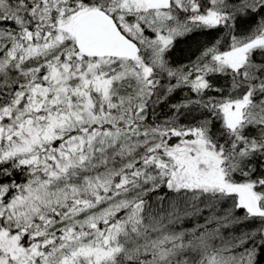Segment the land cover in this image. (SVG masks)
<instances>
[{
    "label": "rangeland",
    "instance_id": "1",
    "mask_svg": "<svg viewBox=\"0 0 264 264\" xmlns=\"http://www.w3.org/2000/svg\"><path fill=\"white\" fill-rule=\"evenodd\" d=\"M64 1L0 0V21L20 25L11 31L0 24V76L10 79L9 89L15 80L18 85L10 92L18 106L15 114L0 108V164H28L29 171L12 195L2 192L0 264H116L121 259L124 264H181L173 240L192 237L193 230L174 234L176 219L160 227L144 223L145 205L136 196L165 182L187 189L195 201L206 197L231 204L221 199L229 194L231 202L238 199L233 209L243 205L248 210L239 190L248 191L261 207L264 190L254 181L229 177L225 158L203 129L163 126L146 109L173 73L197 89L205 86L207 69L226 70L246 87L239 98L221 105L226 127L242 139L264 93L255 74L264 63V25L249 35L225 32L212 54L205 50L201 65L176 73L166 57L173 38L199 25L232 28L237 10L231 13L225 0H172L164 10L144 0H101L140 44L133 58L79 51L76 18L101 8L77 1L66 7ZM27 2L35 5L25 7ZM23 7L30 20L14 12ZM241 245H226V253L209 247L210 264H256L254 251L242 246L237 255ZM147 251L153 253L150 258L142 256Z\"/></svg>",
    "mask_w": 264,
    "mask_h": 264
},
{
    "label": "trees",
    "instance_id": "2",
    "mask_svg": "<svg viewBox=\"0 0 264 264\" xmlns=\"http://www.w3.org/2000/svg\"><path fill=\"white\" fill-rule=\"evenodd\" d=\"M76 1L84 2L83 5L95 3L96 6L115 18V15L109 12V7L101 3V0H65L64 2L66 7H69L73 2L74 6ZM225 3L231 13L237 10L234 14L232 28L225 29L226 26H223L222 29L221 26L199 25L191 28L187 33L176 35L173 38L166 57L172 68L177 67L176 73L185 67L201 65L205 50L212 54L211 50L219 46V40L225 37V32L247 34L249 31L253 32L258 26L260 27V24L264 25L262 24L264 2L262 3L260 0H225ZM34 5L35 2L33 4L25 3V7ZM25 7L21 10L15 8L14 12L22 14L26 20H30V17L25 14ZM9 14L12 15V8ZM11 15L10 17H12ZM0 24L11 31L20 27L14 20L11 21L10 19H1ZM121 29L125 32L122 27ZM256 64L259 67L262 62L258 61ZM262 67L260 73L255 72V74L264 85V63ZM177 77L178 75L173 73L168 87L162 88L157 98L148 105L146 109L148 116L162 123L163 126L178 130L203 129L206 138L212 142L215 150L220 151L225 158L229 177L238 182L254 181L257 189L264 190V93L257 99L252 110V115L255 112L256 115L242 132V139H238V135L233 136L231 130L226 127L221 109L223 103L237 99L246 92V87L236 80L233 73L213 67L207 69L204 73L205 86L197 89L192 88L191 85H187ZM6 82H10V79H7L6 76H0V108H10L12 114H15L13 109L16 110L18 106L15 105V93L12 95L10 92L11 89L12 92L16 91L17 80L12 83L11 89L5 85ZM3 136L4 133L2 132ZM118 164L117 159L115 165ZM113 166L110 165L108 168H113ZM27 167L28 164L26 166L17 165L13 164L12 161L0 164V201L2 200V192L6 190V195L9 197L17 185L27 180L29 176ZM131 186L129 184V190H127L129 193L132 191ZM147 191L136 196L145 205L142 212L144 223L149 222L153 226L160 227L163 224L166 225L168 219H176L177 227L171 230V232L174 231V234L193 230L192 237L183 235L173 240L172 248H175L176 244L177 248L179 247L178 259H180L181 264H210L208 257L213 253L208 251L209 247L215 245L226 253L225 246L232 245L237 240L242 241L237 255L241 253L243 246V249L254 251L256 264H264V233L262 230L264 215L248 216L247 212H243L241 209H233V203L227 202L221 205L219 201V203L210 202L206 197L203 198L202 202L198 199L195 201L187 193V189L176 190L167 186L165 182L154 188L148 187ZM221 199L227 200L229 197L221 196ZM262 206L264 208V202H262ZM221 234L222 236L219 237ZM197 239L200 240L195 243ZM216 239L218 240L215 241ZM187 242L192 244L187 246ZM188 247L192 249L187 251ZM151 255L153 253L150 251L142 254L144 258H150ZM126 260L129 261L127 257ZM116 264H124L123 259Z\"/></svg>",
    "mask_w": 264,
    "mask_h": 264
},
{
    "label": "water",
    "instance_id": "3",
    "mask_svg": "<svg viewBox=\"0 0 264 264\" xmlns=\"http://www.w3.org/2000/svg\"><path fill=\"white\" fill-rule=\"evenodd\" d=\"M146 2L153 8L165 9L171 5L172 0H146ZM75 36L77 48L87 56L133 58L139 52V44L120 29L112 16L98 8L78 15L75 20ZM1 140L0 130V143ZM240 192L246 207L251 212L264 214V209L259 208L253 195L242 189Z\"/></svg>",
    "mask_w": 264,
    "mask_h": 264
},
{
    "label": "flooded vegetation",
    "instance_id": "4",
    "mask_svg": "<svg viewBox=\"0 0 264 264\" xmlns=\"http://www.w3.org/2000/svg\"><path fill=\"white\" fill-rule=\"evenodd\" d=\"M240 194H241V192H240ZM223 196H227V197H229V199H227V201H230V203H235V204H237V202H238V199H235L233 202H231V195H227V194H225V195H223ZM236 196V195H235ZM237 200V201H236ZM260 206V205H259ZM236 209H241V210H246V211H248L243 205H236ZM249 212V211H248ZM251 215H254V214H250V216ZM1 240L3 241V242H6L7 241V238L5 237V236H2L1 237ZM8 248H9V245L6 243L5 245H3V252H6V251H8ZM15 249H16V245H13V249H12V252L13 251H15ZM11 252V253H12ZM1 258H2V255H1Z\"/></svg>",
    "mask_w": 264,
    "mask_h": 264
},
{
    "label": "bare ground",
    "instance_id": "5",
    "mask_svg": "<svg viewBox=\"0 0 264 264\" xmlns=\"http://www.w3.org/2000/svg\"><path fill=\"white\" fill-rule=\"evenodd\" d=\"M182 29V28H181ZM179 30H180V28H179ZM185 30V29H184ZM181 31V30H180ZM178 34V33H177ZM175 35V34H174ZM180 35V34H179ZM177 38V37H176ZM143 44V43H142ZM145 44V43H144ZM157 47V46H156ZM147 49V48H146ZM202 50V49H201ZM155 52V51H154ZM203 53V52H202ZM149 55V54H148ZM150 55H151V53H150ZM201 55V54H200ZM155 56V55H154ZM158 56V55H157ZM206 59V58H205ZM155 61V60H154ZM153 61V62H154ZM165 65H167V64H165ZM158 68V67H157ZM159 69H160V67H159ZM241 69V68H240ZM189 70V69H188ZM192 70V69H191ZM135 76V75H134ZM134 78V77H133ZM134 81V80H133ZM136 82V81H135ZM241 82V81H240ZM239 82V83H240ZM233 83V82H232ZM180 84V83H179ZM241 84V83H240ZM260 96H261V94H260ZM253 118V117H252ZM215 127V126H214ZM190 200V199H189ZM237 201V200H236ZM192 202V201H191ZM171 223V222H170ZM170 227V226H169ZM150 228V227H149ZM157 228V227H156ZM161 229V228H160ZM145 230V229H144ZM156 230V229H155ZM164 230H166V229H164ZM173 230V229H172ZM167 231V230H166ZM169 232V231H168ZM174 232V231H173ZM177 233V232H176ZM148 235V234H147ZM156 235V234H155ZM161 236V235H160ZM164 238V237H163ZM212 238V237H211ZM146 240V239H145ZM150 240V239H149ZM221 240V239H220ZM245 240V239H244ZM134 241V240H133ZM216 241V240H215ZM238 241V240H237ZM132 242V241H131ZM163 242V241H162ZM219 243V242H218ZM134 244V243H133ZM148 244V243H147ZM198 244V243H197ZM215 244H217V243H215ZM234 244V243H233ZM136 245V244H135ZM195 245V244H194ZM207 245V244H206ZM218 245V244H217ZM193 246V245H192ZM211 246V245H210ZM215 246V245H214ZM217 247V246H216ZM191 248V247H190ZM201 249V248H200ZM255 249V248H254ZM210 250H211V248H210ZM219 250V249H218ZM200 251V250H199ZM253 252V251H252ZM178 253V252H177ZM203 253V252H202ZM248 254V253H247ZM250 254V253H249ZM248 254V255H249ZM177 255V254H176ZM209 255V254H208ZM248 255H246L247 257H248ZM178 256V255H177ZM204 256V255H203ZM218 256V255H217ZM176 257V256H175ZM208 257V256H207ZM222 257V256H221ZM220 258V257H219ZM172 259V258H171ZM178 259V258H177ZM206 259V258H205ZM247 259V258H246ZM249 259V258H248ZM231 260V259H230ZM235 260V259H234ZM233 260V261H234ZM164 261H166V260H164ZM169 262V261H168ZM239 262V261H238ZM170 263V262H169ZM181 263V262H180Z\"/></svg>",
    "mask_w": 264,
    "mask_h": 264
}]
</instances>
